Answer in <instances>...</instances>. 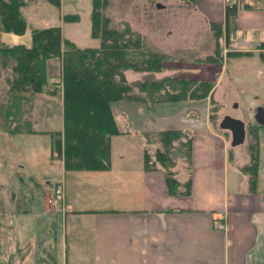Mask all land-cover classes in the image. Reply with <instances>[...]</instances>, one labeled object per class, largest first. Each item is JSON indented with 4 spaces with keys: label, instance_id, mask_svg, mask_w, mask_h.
<instances>
[{
    "label": "crops",
    "instance_id": "obj_1",
    "mask_svg": "<svg viewBox=\"0 0 264 264\" xmlns=\"http://www.w3.org/2000/svg\"><path fill=\"white\" fill-rule=\"evenodd\" d=\"M184 4L189 9L186 21L199 26L193 38L197 41L195 52L199 56L212 54L211 41L203 48L200 46L204 44L200 42L201 30L207 36L210 24L224 29L226 7L223 0H189ZM227 42L221 60L198 66L208 67L211 78L206 81L220 87L221 80L216 75L224 66L242 68L258 59L262 65L252 71L245 70L243 77L245 81L258 83L260 89L264 88V0H248L237 10L228 23ZM230 52L239 54L227 55ZM233 77L236 82L229 80L230 88H237L233 83L240 85L242 81L236 75ZM132 103L123 104L130 105L128 110H131ZM140 105H136V113L133 114V110L130 114L124 113L134 128L132 132L110 138L109 171H65L62 156L57 157L55 168L60 172V180L55 184L62 186L64 203H48L50 192L43 189L42 184H36L37 189H42L40 212L48 218L61 217L65 230L67 228V232L77 237L73 248L74 245L78 248L82 230L91 229L93 264H264V179L259 182L257 178L252 187L249 176L241 170L246 162L233 167L230 176L229 152L223 137L199 129L191 136L192 175L187 177L190 191L185 196L169 194L162 169L143 168L144 139L139 135L159 132L162 128L154 124H151L152 129L145 127L146 116ZM257 108L259 106L255 110ZM187 115L185 110L183 116ZM51 126V123L50 127L46 125V130H53ZM60 126L62 129V114ZM175 126L183 131L188 129L187 125ZM115 141L120 144L116 146L120 153H116ZM127 141L138 146L124 147ZM53 156L51 153L47 170L54 165ZM51 174L52 171H47L45 177L46 184L53 189ZM20 181L24 183L22 178ZM99 189L107 194L98 193ZM96 195L107 198L102 208L83 204ZM21 211L16 209L17 214ZM218 224L224 228H218ZM25 247L26 250L16 255L18 264L44 259L35 252L37 246L34 244L28 243Z\"/></svg>",
    "mask_w": 264,
    "mask_h": 264
},
{
    "label": "rangeland",
    "instance_id": "obj_2",
    "mask_svg": "<svg viewBox=\"0 0 264 264\" xmlns=\"http://www.w3.org/2000/svg\"><path fill=\"white\" fill-rule=\"evenodd\" d=\"M24 1L26 5L21 12L27 22V28L23 35L0 33V41L6 46L17 44L29 46L30 30L32 28L61 26L62 37L70 40L77 47H98V41L90 37V0H60L59 8L49 5L45 0ZM187 1L189 0H110L106 8V15L110 18L112 25L118 27L122 22H125L133 32L140 35L144 46L148 50L165 56L162 62V70L145 79L152 78V80L157 81L172 78L195 83H210L213 86L202 98H200L204 95L202 93L208 87L197 89L198 96L195 97L196 99L187 98L176 103H164L168 105L155 104L153 110H147L140 105L146 116L144 117V120H146L144 125L146 128L152 129L151 124H154L161 127L162 130L176 129L175 125L177 124L187 125L186 128L188 129L184 128L185 138L181 139V143L180 141L174 143L176 148L170 154L175 160V169L179 180H182L183 177L186 179L190 174L192 175L190 169L192 145H190V155L187 159L186 149L182 150L185 143L183 141L188 137L191 138L193 131L203 129L223 137V143H225L229 152L230 176L234 172L233 167L240 166L244 162L248 163L252 154L258 150L259 166L256 177L261 182L262 178L264 179V117L263 125H261V122L256 120L255 108L259 106L264 115V88L260 89L259 84L253 81H245L243 76L246 74L245 70L252 71L254 67L261 66L262 62L255 59L252 60V63L242 66V68L227 64L216 75V78L221 80L220 87L217 85L214 87V83L206 81V79L211 78V73L207 71L208 67L200 68L198 66L206 64L201 62L208 56L217 61L222 59L224 49L228 47V42L226 43L223 35L225 28L223 29L220 26L221 34L218 36H215L210 27L207 36L203 35L201 30L202 40L200 42L204 43L203 46L200 45L201 48L207 45L206 42L211 41L214 52L210 55L202 54L199 56L194 48L197 41L195 39L193 41L199 26L186 21L189 9H187L184 2ZM243 1L248 2V0ZM64 15H76L78 21L64 23L62 20ZM207 63H214V60ZM46 68L48 69L49 87L60 89V60L48 61ZM10 73L9 69L0 65L1 107L3 104L5 105L4 99H8L6 98L8 94L6 90L8 88V78L10 79L11 76ZM234 75H236V78L238 76V80L243 83L241 82L240 85L233 83L237 88H234L233 85V88H230L229 80L236 82ZM144 76L143 73L126 72V78L134 82L143 79ZM148 81H151V79ZM166 90L171 94H177L179 91L176 84H172V87H168ZM213 91L215 93L212 97L211 93ZM44 93L35 97L36 109L33 110L35 114L29 115V121L33 122V127L39 131L49 132L45 126L49 124L50 127V123L53 129L51 132L61 130V112H59L62 106L61 95L50 96ZM188 95L189 92H187ZM26 98H28L27 95ZM123 103L125 102L112 104V114H114L113 117L118 129L122 132L131 133L134 128L129 124L124 113L130 114L132 110L133 114L136 113V109H138L136 105L139 104L133 102L131 110H128L130 105H124ZM22 105L27 111L29 108L28 102L25 103L24 101ZM158 105L159 107H157ZM1 107L0 264H18L16 255L26 250L25 245L28 243L31 246L33 244L37 246L38 249H34L35 252L44 257L41 261L33 260L31 264H93V232L91 229L85 227L82 230L79 245L76 249L75 245L73 248V244L76 243L77 237L72 232H67V228L65 230L61 217L48 218L43 212H40L43 204L42 189H37L36 184H42L43 189L49 191L51 197L53 190L46 184V172L52 171L49 177L52 187H54L55 181L60 180V172L55 168L57 164L56 156L52 157L54 167H49L48 170L45 168L48 166V160H51L49 135L46 133H4L2 130L6 128V122H3V117L6 120L8 119L5 107H2V110ZM185 110L189 113L186 118L183 116ZM223 116L239 119L246 124L245 139L240 145L232 146L230 132L220 128V121ZM139 125H141L140 122ZM152 142L159 147L158 138L150 139L148 153H150L151 161L154 160L152 152L155 147ZM132 144L133 141H127L124 147L138 146ZM118 145H120L119 142L115 141L116 153H120L119 148L116 149ZM21 178L24 180L23 184L20 183ZM230 189L232 188L230 187ZM106 191L108 192L107 187ZM106 191L99 189L98 193L107 194ZM96 197L97 195L91 201L85 200L83 204L102 208L103 202L107 201V198ZM56 204L57 202L54 200L53 205ZM16 209L22 210L21 213L17 214ZM25 211L27 213H23ZM217 226L222 227L221 224ZM29 236H31L30 239ZM16 237L18 238L17 241ZM64 239H66V243H64ZM20 264L30 263L25 261Z\"/></svg>",
    "mask_w": 264,
    "mask_h": 264
},
{
    "label": "trees",
    "instance_id": "obj_3",
    "mask_svg": "<svg viewBox=\"0 0 264 264\" xmlns=\"http://www.w3.org/2000/svg\"><path fill=\"white\" fill-rule=\"evenodd\" d=\"M45 1L55 8L60 6V0ZM109 2L90 0V37L98 41L97 48L77 47L62 37L60 27L57 26L32 28L29 46H6L0 41V65L11 72L6 90L8 99H4L5 105L2 106L5 107L8 120L3 117L6 128L2 131L7 134L45 133L36 130L33 122L29 121V115L35 114V97L44 92L50 96L61 95L62 129L46 133L50 136V150L54 156H62L65 171H109L110 138L125 133L118 129L112 114V104L135 102L147 110H153L155 104L196 99L197 89L208 87L202 93V98L213 87L210 83L172 78L157 81L145 79L162 70L165 56L148 50L140 35L133 32L125 22L118 27L112 25L106 15ZM25 5L24 0H0V33H25L27 22L21 12ZM225 7L224 36L227 43L228 23L237 9L235 6ZM62 20L66 23L77 22L78 17L64 15ZM210 29L215 36L221 34L219 25L210 24ZM54 59L61 62L60 89L49 87L46 66L48 61ZM213 60L217 61L208 56L201 63ZM127 71L143 73L145 76L135 82L130 81L126 78ZM172 84L177 85V94L166 90ZM24 101L29 104L27 111L22 105ZM139 136L144 139V170L162 169L168 193L174 196L187 195L190 180L186 178L181 181L177 178L176 163L170 156L176 148L174 143H181L185 133L178 129H167L155 133L142 132ZM154 137L158 138L159 147L152 142L155 147L152 152L154 160L151 161L148 147L150 139ZM183 142L182 150L186 149V157L189 159L191 138ZM258 166L257 150L241 168L249 176L252 187L257 180Z\"/></svg>",
    "mask_w": 264,
    "mask_h": 264
},
{
    "label": "water",
    "instance_id": "obj_4",
    "mask_svg": "<svg viewBox=\"0 0 264 264\" xmlns=\"http://www.w3.org/2000/svg\"><path fill=\"white\" fill-rule=\"evenodd\" d=\"M255 117L257 121L261 123L263 122L264 115L261 108L257 109V114L255 115ZM220 128L228 129L231 131L232 146H235L244 140V124L242 121L225 116L220 122Z\"/></svg>",
    "mask_w": 264,
    "mask_h": 264
},
{
    "label": "built area",
    "instance_id": "obj_5",
    "mask_svg": "<svg viewBox=\"0 0 264 264\" xmlns=\"http://www.w3.org/2000/svg\"><path fill=\"white\" fill-rule=\"evenodd\" d=\"M225 2L227 4L232 5L233 3L242 2V0H225ZM55 198L58 199V200H62V192H61V190L59 188L55 190Z\"/></svg>",
    "mask_w": 264,
    "mask_h": 264
}]
</instances>
